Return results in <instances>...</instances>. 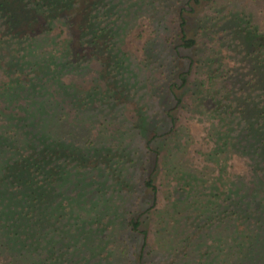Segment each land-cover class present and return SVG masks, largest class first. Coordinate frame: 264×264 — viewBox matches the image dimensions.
I'll use <instances>...</instances> for the list:
<instances>
[{
  "label": "trees",
  "instance_id": "16d2710c",
  "mask_svg": "<svg viewBox=\"0 0 264 264\" xmlns=\"http://www.w3.org/2000/svg\"><path fill=\"white\" fill-rule=\"evenodd\" d=\"M192 1L200 2L184 0L178 17L173 65H163L169 66L164 86L168 107L162 113L166 121L153 124L152 108L155 116L160 111L150 103L158 99L142 94L140 83L154 49H146L141 59L124 46L138 18L152 5L154 11L159 8L157 0H0V264H127L130 254L123 243L128 230L143 239L133 264L156 263L151 255L157 253L148 250V231L142 227L149 222L148 206L157 202L159 158L163 151L167 154L168 140L177 131L178 118L172 111L183 103L186 92L177 90L187 87L196 64L187 53L197 46L186 31L185 13L193 9ZM230 12L224 21L234 22L231 34L244 48L249 71L247 81L240 79L226 90L231 97L220 96L219 112L227 124L222 140L251 158L264 190V30L252 22V16L244 23L239 11ZM159 21L165 27V21ZM59 45H63L61 54L56 52ZM94 60L101 63L102 77L113 86L107 92L98 86L79 93L68 79L82 76ZM211 70L208 78L213 82L217 73ZM205 96L215 98L211 92ZM138 98H142V110L133 127L140 135L152 134L146 148L155 162L143 181V197L150 199L145 202L141 197L138 211L128 213V218L127 210L108 198L110 180L121 163H115L117 150L107 148L103 137L92 135L86 122L106 117L110 124L115 120L128 123L123 105ZM67 101L77 113L73 120L61 109ZM15 102L19 111L8 112ZM246 188L242 184L232 190L224 202L220 195L211 199L198 193L196 187L186 198V193L179 195L173 208L183 206L188 220L183 228L167 222L174 224L172 241L175 234L185 233L184 242L176 243H184L183 249L167 252L178 256L175 264L179 257L211 264L204 260L210 252L201 257L200 239L219 226H231V246L236 249L224 264H264V194L259 190L249 194ZM219 243L223 244L216 239L209 248L219 251ZM160 255L167 256L166 252Z\"/></svg>",
  "mask_w": 264,
  "mask_h": 264
},
{
  "label": "rangeland",
  "instance_id": "374dc122",
  "mask_svg": "<svg viewBox=\"0 0 264 264\" xmlns=\"http://www.w3.org/2000/svg\"><path fill=\"white\" fill-rule=\"evenodd\" d=\"M183 1L157 0L159 8L154 11V5H152L148 10L149 12H144L138 18L135 27L127 36L124 46L125 49L138 54L141 59L146 56V52L148 53V48L154 49V52L152 51L149 54L152 63L140 83L144 89L142 94L148 93V96L150 95L154 100L158 99L157 103H150L151 107L153 106L156 111H160L155 116L152 108L151 120L153 124L157 121L165 122L167 117L164 114L162 116L163 110L168 107L166 102L167 90L164 87L167 85L165 77L167 69L173 65L171 63L174 54L172 49L176 40H178L176 37L179 32L178 17ZM192 3L193 9H188L185 13L187 19L186 31L189 38L197 40V46L187 53L196 60V64L193 65L187 87L177 90L178 92L186 90L183 103L172 111L178 118L177 131L173 134V138L168 140L171 145L167 154L166 151H163L161 159L159 158L161 165L155 179L157 202L148 206V209H150L149 222L147 226L142 227L143 230L148 231V250L153 248L157 253H155L156 255L150 254L151 261L156 262L153 264H172L173 262L175 264L178 256L167 255V252L175 253L176 249H183L184 243H176L178 241L184 242L185 233L175 234L176 237L172 241L173 231L175 233L174 224L167 225L168 221H174L175 224H180L182 228L186 226L188 219L184 207L180 205L176 211L173 208L174 203L180 199L179 195L181 193H186V198L189 196V191L196 187L198 193L211 196V199L220 195V200L224 202L225 196L229 195L228 193L245 184L249 188H246L249 194H253L257 190L264 194L260 182L256 179L251 158L243 152L233 151L231 144L227 146L223 144L222 139L225 134L222 135V133L227 129V124L226 120H223V116L220 115L221 111L219 112L220 96L222 95L224 98L231 97L226 93V90H230L234 83L240 81V79L242 81L244 78L243 81H247L246 73L249 71V64L243 52L244 48L234 41V36L231 34L230 26L234 25V22L233 24L230 22L225 24L226 21L224 20L231 17L230 11H239L242 19H245L244 23L248 21L249 16H252V22L264 30V0H219L216 2L200 0L199 3L193 1ZM158 20H164L165 27L160 24V21L157 22ZM244 42L248 44L246 41ZM62 46L59 45L60 50H57V53H62ZM211 61V65H208ZM166 62L167 64H165ZM163 65L169 66L164 67ZM102 70L101 63L94 60L92 66L82 73V76L75 77L73 75L68 81L73 83L79 93H85L98 86H101L100 90L102 92H107L113 85L111 83L109 85L108 81L104 80ZM210 70L217 73L213 82L209 81L208 78ZM226 72H228L229 77L224 75ZM210 92L215 95L213 100L205 96ZM112 94H115V92H112ZM125 96L126 94L119 96V103L124 101ZM225 99L223 101L227 100ZM129 101L128 105H123L126 116L129 117L128 123L115 120L116 122L110 124L109 118L105 121L106 117L100 120L97 119L96 122L92 120L86 122L88 123L87 126L90 125L92 129V135L103 137L107 148L111 147L110 149L117 150L115 153L116 158H114L115 163L117 164L119 161L121 163L117 166V172L113 179L110 180L108 198L114 199L121 208L127 210L126 217L128 218L132 213L138 211L137 207L140 206L141 197H143L144 178L151 167L153 168L155 162L154 154H150L146 148V140L152 134L150 133L149 137L140 135L133 127V123L136 124V121L140 119L142 98L134 101L130 99ZM18 105L15 102L10 108L12 110L7 109V111L18 112ZM94 106L101 107L98 103H95ZM1 107L2 103L0 101ZM71 108L69 101L61 105L63 113L73 120L77 118V113H74ZM79 116L81 119L82 115L79 114ZM102 121H105L104 125H101ZM141 159L143 160L141 161ZM146 167L147 170L145 171ZM190 178H194V180H190ZM118 188L123 192V197L118 196ZM182 189H185V191L181 192ZM147 199H150L148 195H144L143 201L146 202ZM258 201L263 200L259 198ZM128 213H131V215ZM127 223L128 221H125V226ZM124 237L125 242L123 245L128 247L130 254V260L127 264H133L136 260V252L142 245L143 239L142 236L130 233L129 230ZM233 237L231 226H219L212 230L210 228L209 235L200 239L203 242L201 257L210 252V256L204 258V260L208 259L211 264H224L229 254L236 251L231 246ZM216 239L223 242L221 245L218 244L221 249L219 251H216V248L215 251L209 248L215 243ZM159 250H161V253ZM164 252L167 256L160 255ZM231 258L229 259L232 262L233 259ZM189 259L179 257L178 262L179 264H194L191 260L187 262ZM198 259L200 262L199 257ZM210 259L213 262H210ZM202 264H204L203 261Z\"/></svg>",
  "mask_w": 264,
  "mask_h": 264
}]
</instances>
